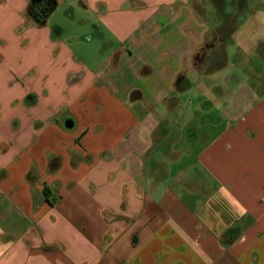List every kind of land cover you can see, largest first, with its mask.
Returning a JSON list of instances; mask_svg holds the SVG:
<instances>
[{
  "label": "crops",
  "instance_id": "crops-1",
  "mask_svg": "<svg viewBox=\"0 0 264 264\" xmlns=\"http://www.w3.org/2000/svg\"><path fill=\"white\" fill-rule=\"evenodd\" d=\"M31 1L0 0V264H264V0Z\"/></svg>",
  "mask_w": 264,
  "mask_h": 264
},
{
  "label": "trees",
  "instance_id": "trees-1",
  "mask_svg": "<svg viewBox=\"0 0 264 264\" xmlns=\"http://www.w3.org/2000/svg\"><path fill=\"white\" fill-rule=\"evenodd\" d=\"M55 9L56 2L53 0H32L28 14L32 20L42 25ZM207 52L206 48H203L195 57V65L200 75H208L221 69L225 64V57L222 54L214 52L208 55Z\"/></svg>",
  "mask_w": 264,
  "mask_h": 264
},
{
  "label": "rangeland",
  "instance_id": "rangeland-1",
  "mask_svg": "<svg viewBox=\"0 0 264 264\" xmlns=\"http://www.w3.org/2000/svg\"><path fill=\"white\" fill-rule=\"evenodd\" d=\"M68 14L69 13H66L65 10H58L54 13V16L52 18V22L60 25L61 27L65 28V29H67L69 32H73L76 27L71 25L73 19ZM77 34H78V37L81 36L79 32ZM97 39L91 40L89 42H87V41L84 42L82 40H79L77 42V47L79 49H82L83 51H85V54H87V55L95 54L96 52H99V50H101L102 48H103V50H101V51L108 54L109 51L112 49V46L110 45V42L108 41L109 38L104 37L105 41H102L99 39L97 41ZM103 45H105V48ZM100 60H101V58H100Z\"/></svg>",
  "mask_w": 264,
  "mask_h": 264
}]
</instances>
